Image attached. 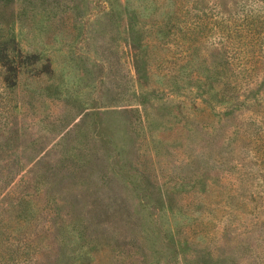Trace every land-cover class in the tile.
Segmentation results:
<instances>
[{"label": "rangeland", "instance_id": "374dc122", "mask_svg": "<svg viewBox=\"0 0 264 264\" xmlns=\"http://www.w3.org/2000/svg\"><path fill=\"white\" fill-rule=\"evenodd\" d=\"M0 264H264V0H0Z\"/></svg>", "mask_w": 264, "mask_h": 264}, {"label": "trees", "instance_id": "16d2710c", "mask_svg": "<svg viewBox=\"0 0 264 264\" xmlns=\"http://www.w3.org/2000/svg\"><path fill=\"white\" fill-rule=\"evenodd\" d=\"M8 1V0H7ZM11 43H14L13 39H11Z\"/></svg>", "mask_w": 264, "mask_h": 264}]
</instances>
